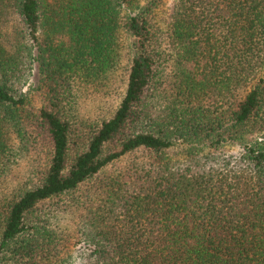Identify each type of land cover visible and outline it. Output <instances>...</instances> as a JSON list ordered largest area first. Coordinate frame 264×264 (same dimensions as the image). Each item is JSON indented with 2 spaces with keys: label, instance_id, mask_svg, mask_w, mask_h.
<instances>
[{
  "label": "trees",
  "instance_id": "16d2710c",
  "mask_svg": "<svg viewBox=\"0 0 264 264\" xmlns=\"http://www.w3.org/2000/svg\"><path fill=\"white\" fill-rule=\"evenodd\" d=\"M21 166L0 264H264V0H0V184Z\"/></svg>",
  "mask_w": 264,
  "mask_h": 264
},
{
  "label": "rangeland",
  "instance_id": "374dc122",
  "mask_svg": "<svg viewBox=\"0 0 264 264\" xmlns=\"http://www.w3.org/2000/svg\"><path fill=\"white\" fill-rule=\"evenodd\" d=\"M124 75L125 73L121 65L105 85V88H101L98 91H94L91 88L81 90L76 101L78 115L87 120L101 121L110 118L115 112L125 89ZM36 77H32L29 80V85L26 87V90L36 82ZM23 171V166L14 168L11 175L5 178L4 182L0 184L1 189L5 192L6 188H10L11 184L15 183Z\"/></svg>",
  "mask_w": 264,
  "mask_h": 264
}]
</instances>
